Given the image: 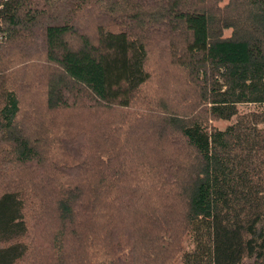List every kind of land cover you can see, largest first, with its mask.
<instances>
[{"label":"trees","instance_id":"1","mask_svg":"<svg viewBox=\"0 0 264 264\" xmlns=\"http://www.w3.org/2000/svg\"><path fill=\"white\" fill-rule=\"evenodd\" d=\"M0 264H264V0H0Z\"/></svg>","mask_w":264,"mask_h":264},{"label":"rangeland","instance_id":"2","mask_svg":"<svg viewBox=\"0 0 264 264\" xmlns=\"http://www.w3.org/2000/svg\"><path fill=\"white\" fill-rule=\"evenodd\" d=\"M225 34L226 36H230L231 31H226ZM214 125L218 127L219 129H225L229 125V123L225 121H219V122H215Z\"/></svg>","mask_w":264,"mask_h":264}]
</instances>
